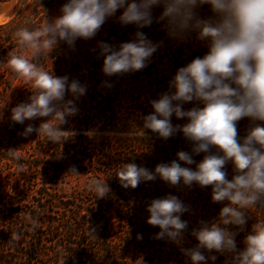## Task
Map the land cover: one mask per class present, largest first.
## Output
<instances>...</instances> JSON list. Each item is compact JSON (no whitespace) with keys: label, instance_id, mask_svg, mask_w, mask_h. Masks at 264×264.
Listing matches in <instances>:
<instances>
[{"label":"clouds","instance_id":"clouds-1","mask_svg":"<svg viewBox=\"0 0 264 264\" xmlns=\"http://www.w3.org/2000/svg\"><path fill=\"white\" fill-rule=\"evenodd\" d=\"M204 6L210 15H201ZM155 7L163 9L158 17L153 16ZM121 9L117 21L122 26L134 25L137 31L131 41L118 46L98 43L102 72L107 77L142 71L149 65L163 42L154 43L140 29L153 22L162 23L173 40L188 42L194 37L208 49L202 57L177 69L169 81L170 91L150 101L153 112L143 117V128L135 133L143 137L148 129L167 140L181 132L193 144L191 154L178 151L177 160L157 164L154 171L135 163L123 164L115 172L121 187L135 189L157 177L171 186L181 182L187 187L194 182L201 188L211 186L212 202L228 204L220 210L218 220L210 224L201 221L199 229L192 231L198 244L182 249L184 255L191 264L215 261V256L206 257L202 250L232 253V264H264V220L252 226L243 251H237L236 233L227 227L242 229L247 222L245 210L264 207V0H68L59 17L51 22L45 19L35 30L22 28L15 34L24 51L10 52L6 66L31 84L32 95L28 103L12 108V121L23 124L25 120L48 118L38 128L29 124L22 135L36 132L55 144L67 138L68 132L60 126L79 109L74 100H64L65 94L78 99L86 94L87 85L77 80L69 83L67 76H54L31 62L28 53L35 58L51 53L61 41L74 47L78 38L92 39ZM190 102L203 106L184 110L183 105ZM173 115L188 122L173 125ZM243 118L249 119L250 126L241 141L237 122ZM213 147L222 155L211 153ZM200 153L207 154L196 170L178 162L192 165V156ZM8 155L19 159L16 149H10ZM229 161L236 173L231 180L224 170ZM70 171L76 174L75 167ZM88 187L96 198L110 192L106 182L99 179L90 180ZM146 211V222L160 229L156 239L180 242L188 226L181 215L189 211L188 206L169 194L153 199Z\"/></svg>","mask_w":264,"mask_h":264},{"label":"rangeland","instance_id":"rangeland-1","mask_svg":"<svg viewBox=\"0 0 264 264\" xmlns=\"http://www.w3.org/2000/svg\"><path fill=\"white\" fill-rule=\"evenodd\" d=\"M31 2H33V0H0V27L10 23L17 16L22 15V13L29 8ZM67 2L68 0L65 2L63 1V4L55 1L53 3L43 4V6L50 7L53 11L49 19L46 20L51 22L53 19L59 17L62 14L60 11L62 6ZM162 11L163 9L161 7L153 8V13H156L157 16H159V13L161 14ZM121 14L122 9L118 10L114 17L109 18L92 39L85 40L78 38L75 41L74 47H69L63 41L59 42L53 50L55 51V49H57L58 54H53V52H51L54 57H49L46 60L44 70L49 73L52 72L56 77L67 76L69 78V83L72 80H77L81 84H86L87 87L92 86L93 83L91 82L90 75L86 80L82 79L83 74H87V63H91L93 59L99 57L100 49L98 43L101 42V37L106 35V30L109 25L117 21V17ZM18 30H20L19 27H7L6 29L0 30V33L4 32L9 35L6 40L2 37L3 41H0V155L8 154L10 149H16L17 152H22L24 154V160L36 162L37 164H41V166L33 170L30 169V171H25V174H14L15 172L9 174V171H13L14 168L6 165L5 163L7 162L0 158V188L2 191H8L13 196H17L18 199L25 201L22 209L19 211L22 212V215H30V221H36L34 224L31 222L30 225H32L34 233L37 234L36 240L27 238V241L22 245L23 250L20 251L15 250L17 248L16 243L9 241L5 247L6 253L12 255L14 259H22V262L19 264H83L85 261L86 264H145L143 259L148 257L149 253L155 251L154 253L159 259L158 262L162 261L161 264H163L167 261V257H165V259L164 256L160 255L163 253L153 248L156 245L154 241H151L149 245L145 244L148 250L144 252L137 248L136 244L138 243L134 246L130 244V252L122 256L126 258L125 262L121 261L120 255L123 252H117V250L126 248V235L128 230L123 225L118 224L114 219L116 211H122L131 218L134 225H138L139 227H141V225L144 226L149 216L146 208L153 199L157 198L160 194L158 193L159 191L147 192L146 198H143L142 195H135L126 203L118 198H113L112 195L109 194L104 198H96L90 193L88 194V192L80 194L79 190L83 188L89 189L88 184L92 179L104 181L107 175L117 178L115 172L119 167L123 164L132 163V159L139 155L141 160H145V164H141L142 167L146 165V167H148V164L150 167L151 163L152 169H155L157 164L170 163L173 160H177V152H161V144L158 146V141L165 142L170 139H182L187 145L183 151L189 152L190 154L193 147L192 142L186 140L181 132H177L174 136L164 140L159 138L157 133L150 132L146 129L144 130L145 135L143 137L137 136L135 133L140 128L136 127L127 130L113 128L98 130L92 125L91 127L84 125L75 126L71 123L67 136L88 135L94 138L99 136L108 137L112 141V147L107 151H101L95 145H88L77 147L78 150L75 152H69L62 147L66 139L60 144H55L38 136L36 132H32L27 136L22 135L29 124L34 128H38L39 125L48 118L25 120L23 124L15 123L11 119L12 108L20 103H28L29 97L32 95L31 84L15 76L16 73L6 66L7 59L9 58L8 54L10 52L15 51L17 54H21L24 51L20 48L18 38L15 35ZM150 40L154 43L163 42L162 46L158 49L164 52L169 46L168 42L166 43L163 40L159 41V39L154 36L150 37ZM191 41L189 46L193 49H198L197 54L199 56H203L207 53L204 50L207 49L204 43L197 42L194 38H192ZM176 43L179 45L182 42L176 41ZM108 44L113 46L119 45L118 42L114 43L113 41H109ZM93 49H95V51H93ZM51 53L49 54L51 55ZM171 54V52L167 54L166 51L164 54L165 60H168L167 57ZM28 56L29 59H31L32 56L30 52ZM77 59L82 60L80 74L72 72L73 68L70 67L72 65L78 69L79 65L75 64V60ZM168 70L170 69H167L163 74L161 72L159 73V77H161L162 81H170L172 79L171 74L174 76L176 73V70H173V72L171 71L172 73L167 72ZM164 75H168L169 77ZM152 85L153 84L145 77H141L138 83V87L141 92L144 93L148 86ZM109 88L102 78L99 89H97L106 91ZM127 92V89L125 91H120L119 89L118 100H124L125 102ZM83 96L76 99L71 93L66 92L64 100H74V103L77 101L75 105L79 109L78 113L87 115L91 110H89L85 103L79 102V99ZM152 98L153 96H150V99ZM156 99L158 98H155V100ZM149 104L151 107V103ZM195 104H197L198 107L203 106L199 102ZM118 105H122V102H119ZM69 117L72 118L73 116ZM249 126L250 121L248 118L241 119L237 122L239 140L242 141L247 135ZM134 137L144 139L145 144L140 145L138 149V145L121 143L122 139ZM153 145H157L158 148H155ZM211 153L222 155V153L217 152L215 147L211 149ZM206 154L207 153H200L199 155H193L192 158L199 163ZM114 159H117V162L113 161ZM178 162L182 167H189L182 161ZM73 167L76 169V174L70 171ZM193 170H196V167H194ZM224 170L227 173L226 178L228 180H231L236 174L231 161L225 165ZM40 188H43V196H40L37 192ZM38 199L39 202L35 201ZM66 201H72V209H78L79 213L85 215L81 220V224H84V227L88 226V233L90 234L84 242L80 239L75 240V243L80 246L83 245V243L85 245L87 242L86 246L79 249L77 252L84 255L85 260L83 261L79 259L80 256H71L64 246L66 232H64L63 227H66V221L69 220V216L74 212L72 210L64 211L63 203H66ZM56 203H58V205H56ZM36 204H39V213H34ZM189 211H191L190 214L192 215L193 213H201L202 206L199 203H192V207L189 208ZM259 212H261V214L257 216L256 214ZM254 214L257 217V222L261 218L264 219V207L259 206V208L255 209ZM100 217L101 220H98ZM102 222L108 224V232H105L101 228ZM80 226L81 225H78L77 227ZM1 228L2 223H0V229ZM58 228L63 230V235L54 233ZM139 231L141 234L144 233L142 229L138 230V233ZM9 232H11V230H9ZM90 235L93 239L97 235H102L103 237L116 241V245H112L116 247L115 250L108 252L99 251L100 247L97 245L98 241L89 238ZM136 250H139L140 253H137ZM26 251L29 252V257H31L29 262L24 261V258L26 259Z\"/></svg>","mask_w":264,"mask_h":264},{"label":"trees","instance_id":"trees-1","mask_svg":"<svg viewBox=\"0 0 264 264\" xmlns=\"http://www.w3.org/2000/svg\"><path fill=\"white\" fill-rule=\"evenodd\" d=\"M54 1L63 4L62 2H65L66 0H33L29 8L25 12H23L22 15L17 16L10 23L1 26L0 30L6 29L7 27H19L20 29L27 28L29 30H35L43 24L45 19H49L53 12L50 7L43 6V4L45 5V3H53ZM201 15H210L208 6H204L201 9ZM153 16L158 17L156 13H153ZM136 31L137 29L134 25L122 26L118 21H115L109 25L108 29L106 30V35L101 37L100 41L104 43L113 41L114 43L118 42L119 44L129 42L133 39L134 33ZM140 31L145 33L148 39L154 36L155 38H158L159 41L163 40L166 43L168 42L169 46L166 50L167 54H169L170 52L172 53L167 57L168 60H165L164 58V54L166 53V51L164 52L158 49L157 52L153 54L151 62L144 70L136 71L134 73H125L119 76L113 75L111 77L105 76L102 72V56L99 55V57L93 59L91 63H87V74H83L82 79L86 80L90 75L93 85L87 87L86 94L79 99V102L85 103V105H87V107L91 111L87 115H81V113H78L72 118L67 117V123L60 126L62 131L68 132L71 123H73L75 126L84 125L87 127H91L92 125L98 130H105L106 128L122 130H127L134 127L143 128V117L153 112V109L149 104L150 101L155 100V98H159L160 94L170 91L169 81H162L161 77H159V73L161 72L163 74L167 69H170L167 71L170 73H172L173 70L177 71L178 68L185 66L187 63L191 62L194 58L199 56L197 54L198 49H193L191 48V46H189L190 42H192L191 40L188 42H182L177 45L176 41L168 36L167 31L164 29L163 24L161 23L153 22L150 27H145L143 29H140ZM2 37L5 38L4 40H6L9 35L1 32L0 41H3ZM204 50L205 52L208 51V49ZM52 52L53 54H58L57 49ZM53 54H41L35 58L31 57L30 60L31 62L37 64V66L44 69L46 60L49 57H54ZM81 62L82 60L80 59L75 60V64L79 66L78 69H76L71 65L70 67L73 68L72 72L80 74ZM15 76H17V74H15ZM164 76L169 77L168 75ZM141 77H145L153 84L152 86H148L147 90H145V93L141 92L140 88L138 87V83L140 82ZM102 78L106 82L108 88L110 87L106 91H103L102 89L98 90ZM171 78H173L172 74ZM119 89L120 91H125L126 89L128 91L125 102L124 100H118ZM150 96H153V98L150 99ZM119 102H122V105H118ZM76 103L77 101H75V104ZM195 103L196 102L185 103L183 105V109L189 110L192 107H198ZM171 122L173 125H183L188 121L186 118L177 119L175 115H173L171 118ZM149 131L152 132L151 130ZM144 141L145 140L142 138L134 137L129 139H122V142H120L127 145L129 143H132L135 146L138 145L139 149L140 145L145 144ZM159 144H161V152H178L183 151V149L187 147L186 143L179 138L170 139L169 141L165 142L158 141V146ZM88 145H95L101 151H107L112 147V141L110 140V138L103 136L94 138L89 137L88 135H68L62 147L67 149L69 152H75L78 150L77 147ZM153 146L155 148H158L157 145ZM18 153L19 159H14L8 154L0 155V158L7 162L5 163L6 165L14 168L13 171H9V174H13L12 172H15L14 174H25V171H30V169L33 170L36 167L38 168L41 166V164H37L36 162H28L27 160H24V154L22 152ZM139 156L133 158L132 163H135L138 166L142 167L141 164L144 165L145 160H141ZM113 161L117 162V159H114ZM197 163L198 162L195 161V163H193L192 165L186 166H189V168L193 170V168L196 167ZM146 166L144 167L151 171H154V169H152L153 167L151 163L150 167L149 164L148 167ZM104 181L110 188V192L108 194L112 195L113 198H118L126 203L130 201L135 195H142L143 198H146L145 196L147 192L159 191L158 193L160 194L157 196V198H163L166 195L170 194L178 197L189 208L192 207V203H199L202 206L201 213H193L192 215L190 214L191 211H188L181 215V219L187 221L188 226L187 230L183 232L182 239L179 243L173 242L167 238L156 239L155 234L160 231L159 227L151 226L147 222L144 223V226L141 225V227H139L138 225H134L131 221V218L125 215L122 211H116L114 218L115 221L118 224L126 227L128 230L126 235V248L117 250V252H123L120 255V260L123 262H125L126 258L122 256L127 252H130V244L134 246L136 243H138L136 244L137 248L144 252L145 250H148L147 245L151 244V241H154L156 245L153 248H156V251L163 253L160 255L164 256V258L167 257V261H165L163 264H191L190 258L184 255L182 249L194 248L198 244V241L191 234L192 231L194 229H199L201 221H205L210 224L211 222L218 220L220 210L228 204V201L213 203L211 199V186L201 188L195 182L191 187L184 186L182 182L178 186H171L157 177L155 181L141 182L135 189H125L121 187L120 182L117 178H113L107 175ZM79 191L80 194L88 192V194L90 193L93 197H96L95 192L89 190L88 188H83ZM37 192L40 196L44 195L43 188L38 189ZM35 201L39 202V199ZM71 202L72 201H66V203H63L65 212L71 210L74 211L72 212L71 216H69V220L66 221V227H63L64 232H66L64 246L71 256H80L79 259H82L83 261L85 260L84 255L77 252L79 249L86 246L87 242L85 243V245L83 243V245L80 246L75 243V240L80 239L82 242H84L86 238H88L90 233H88V226L84 227V224H81V220L85 217V215L79 213L78 209H72ZM24 203L25 201L18 199L17 196H13L8 191H2L0 188V223H2V228L0 229V264H19L22 262V259H14L12 258V255L6 253L7 251L5 247L9 241L12 243H16L17 248L15 247V250L20 251L23 250L22 245L27 241V238H31L34 240H36L37 238V234L34 233V229L32 225H30L31 222L32 224H34L36 221H30V215H22V212L19 211L20 209H22ZM56 205H58V203H56ZM259 206L260 205H257L255 208L245 210L247 222L242 229L240 226H227L229 231L236 233L235 243L237 251H243L246 247L245 238L252 232V226L257 223L256 215L259 216L261 214V212L257 213L256 215L254 214L255 209L259 208ZM39 208V204H36L34 209L35 212H33L39 213ZM98 220H101V217ZM261 220L264 219H259V221ZM78 225L81 226L77 227ZM101 226V228L105 232H108L107 223L102 222ZM141 229L144 232L143 234H141L140 231L138 233V230ZM9 230H11V232H9ZM63 230L61 228H58L54 233H60L61 235H63ZM89 238L93 239L91 235ZM93 240L98 241L97 245L100 247L99 251L108 252L113 251L116 248L112 246L116 245V241L110 240L106 237H103L102 235H97ZM139 250H136V252L140 253ZM202 251L206 257H216L215 261L207 259L206 264H232V256L234 255L232 253L221 254L215 251ZM154 252L155 251L149 253L148 257H145V259H143V262L145 264L162 263V261L158 262L159 259ZM25 256L26 259L24 258V261L29 262L31 260V257H29L28 251L25 252ZM85 262L83 264H86Z\"/></svg>","mask_w":264,"mask_h":264}]
</instances>
